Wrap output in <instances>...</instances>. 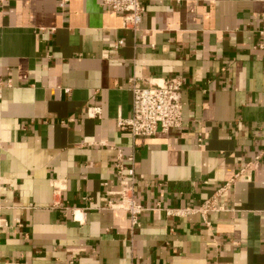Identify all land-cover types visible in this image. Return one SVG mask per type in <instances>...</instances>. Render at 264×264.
<instances>
[{
  "label": "crops",
  "instance_id": "obj_1",
  "mask_svg": "<svg viewBox=\"0 0 264 264\" xmlns=\"http://www.w3.org/2000/svg\"><path fill=\"white\" fill-rule=\"evenodd\" d=\"M142 4L134 33L96 0H0V264H264V0ZM131 78L180 79L181 127L120 129ZM119 151L133 230L97 210Z\"/></svg>",
  "mask_w": 264,
  "mask_h": 264
},
{
  "label": "built area",
  "instance_id": "obj_2",
  "mask_svg": "<svg viewBox=\"0 0 264 264\" xmlns=\"http://www.w3.org/2000/svg\"><path fill=\"white\" fill-rule=\"evenodd\" d=\"M96 1H98L100 6L107 7L123 15V29L133 31L134 33L139 30V25L144 13L142 0ZM260 34L262 35L263 31L260 32ZM122 45L123 41L119 40L116 42L115 48H120ZM128 84L132 95V114L129 119L119 120L117 122V126L120 129L128 131L132 137L148 138L159 132L165 133L171 129H178L181 127L183 122V106L181 101L180 79L171 78L159 81L156 84L150 83L144 86L136 79L131 78ZM99 115L100 110L98 108L88 109L89 117H98ZM197 142L198 146L201 147L203 139L200 137ZM254 159L255 161L264 159V150ZM113 168L117 176V190L113 192L115 198L106 201L105 205L97 208V210H120L128 213L130 229L133 230L138 226V217L144 211V208L135 200L133 156L130 155L126 159H122V155L119 151ZM247 168L248 166H245L234 179L240 177ZM234 179L222 187L220 192L227 191L230 183L233 182ZM215 210L214 202L207 201L197 211L205 215ZM167 214L180 215L179 211L175 212V214L172 211H168ZM78 222L80 223L81 221Z\"/></svg>",
  "mask_w": 264,
  "mask_h": 264
}]
</instances>
